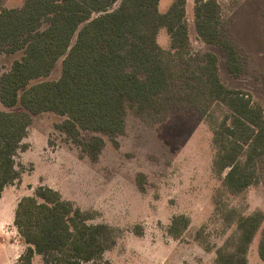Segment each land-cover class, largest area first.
Segmentation results:
<instances>
[{
  "label": "trees",
  "instance_id": "trees-1",
  "mask_svg": "<svg viewBox=\"0 0 264 264\" xmlns=\"http://www.w3.org/2000/svg\"><path fill=\"white\" fill-rule=\"evenodd\" d=\"M159 1L26 0L7 9L0 0V54L23 53L0 76V103L13 108L0 109V198L20 178L15 158L25 149L31 115L44 112L62 116L57 129L94 161L104 136L124 132L127 111L158 120L171 108H194L212 128L213 169L224 173L228 192L240 194L258 182L264 108L248 93L224 85L214 53L192 57L186 0H172L163 13ZM193 24L198 38L217 46L227 72L238 77L243 59L222 33L218 0H194ZM161 29L167 49L157 41ZM59 60V78L41 80ZM227 218L234 219L236 233L217 248L215 263L248 264L264 215L230 211ZM90 219L58 191L38 186L14 210L13 225L27 245L15 264H34L35 255L39 264H111L104 254L115 246L117 229ZM188 224L187 216L175 215L168 232L176 237ZM257 253L264 262V227Z\"/></svg>",
  "mask_w": 264,
  "mask_h": 264
},
{
  "label": "rangeland",
  "instance_id": "rangeland-1",
  "mask_svg": "<svg viewBox=\"0 0 264 264\" xmlns=\"http://www.w3.org/2000/svg\"><path fill=\"white\" fill-rule=\"evenodd\" d=\"M26 0H1L17 9ZM223 35L235 45L244 63L238 77L225 67L224 54L203 43L193 24L194 0H186L190 53L205 52L218 59L221 81L248 93L264 108V0H218ZM172 0H160L165 12ZM157 41L167 49L169 39L161 29ZM22 51L0 54V76L10 70ZM59 60L48 77L60 76ZM17 108V107H16ZM0 109H7L0 103ZM220 117L221 113L216 112ZM63 117L53 112L31 115L25 149L15 161L20 178L8 185L0 201V264H15L27 245L13 225L15 205L40 186L58 191L91 215L89 223H105L117 229V242L106 251L111 264H216V250L236 233L230 211L264 215V159L258 163V182L233 195L223 184V174L213 169L216 149L207 118L194 108H171L158 120L140 118L127 111L122 134L104 136L105 147L96 160L57 129ZM84 136V133L82 134ZM112 140L117 142L113 145ZM183 214L188 227L176 237L168 232L171 219ZM236 218V217H235ZM264 222L248 250V264H264L257 253ZM41 259L35 255L34 264Z\"/></svg>",
  "mask_w": 264,
  "mask_h": 264
},
{
  "label": "crops",
  "instance_id": "crops-1",
  "mask_svg": "<svg viewBox=\"0 0 264 264\" xmlns=\"http://www.w3.org/2000/svg\"><path fill=\"white\" fill-rule=\"evenodd\" d=\"M7 187V186H6ZM5 187V188H6ZM5 188H4V190H3V192H2V195H1V198H0V201L2 200V198H3V193H4V191H5ZM17 205V204H16ZM15 205V206H16ZM16 208V207H15ZM14 213V212H13ZM15 227V226H14ZM0 228H1V220H0ZM15 229H16V227H15ZM16 231H17V229H16ZM17 233H18V231H17ZM19 234V233H18ZM24 242V241H23Z\"/></svg>",
  "mask_w": 264,
  "mask_h": 264
}]
</instances>
